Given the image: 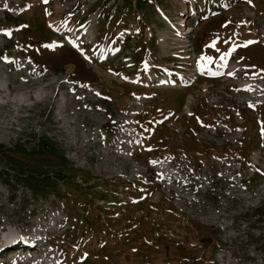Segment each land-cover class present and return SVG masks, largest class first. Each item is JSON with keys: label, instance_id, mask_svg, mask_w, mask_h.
<instances>
[{"label": "rangeland", "instance_id": "1", "mask_svg": "<svg viewBox=\"0 0 264 264\" xmlns=\"http://www.w3.org/2000/svg\"><path fill=\"white\" fill-rule=\"evenodd\" d=\"M252 112L264 0H0V264H264Z\"/></svg>", "mask_w": 264, "mask_h": 264}, {"label": "trees", "instance_id": "2", "mask_svg": "<svg viewBox=\"0 0 264 264\" xmlns=\"http://www.w3.org/2000/svg\"><path fill=\"white\" fill-rule=\"evenodd\" d=\"M212 11H215V10L214 9H210L209 10V15H210V12H212ZM201 15L203 16V14L200 13V17H201ZM200 20H202V17L200 18ZM200 20H198V21L201 22ZM252 115H253V120H254V124H255V136H258L259 132L257 131V129H260L261 126L264 124V112L261 113V115H260L261 117L259 116L260 122L256 119V116H255L256 112L255 113L252 112ZM253 129H254V127H253ZM254 138L255 137H253V139L252 138L250 139V141H249L250 143H248L250 147L246 149V152L250 151L251 149H253L255 147V145L259 143L258 146L261 145L260 151H261V153H262V155L264 157V135H263L261 140L260 139L258 140V142H256ZM20 148H22L20 143L13 145V149L7 148L4 145H0V153H2L4 155H9L13 151L19 150ZM41 150L48 152V149H41ZM23 151L25 152V150H23ZM1 172H2V169H0V175H1ZM253 174L255 175V177L256 176L257 177L264 176V171H261L260 169H258ZM42 177H44L46 179H50L51 178V177L49 178L48 173L45 172V171H44V173H42ZM59 178H63V175H61ZM66 178H69V177H66Z\"/></svg>", "mask_w": 264, "mask_h": 264}, {"label": "bare ground", "instance_id": "3", "mask_svg": "<svg viewBox=\"0 0 264 264\" xmlns=\"http://www.w3.org/2000/svg\"><path fill=\"white\" fill-rule=\"evenodd\" d=\"M7 235H8L10 238H13L11 232L7 233ZM3 242H4V243L7 242V238H6V237H4Z\"/></svg>", "mask_w": 264, "mask_h": 264}, {"label": "snow or ice", "instance_id": "4", "mask_svg": "<svg viewBox=\"0 0 264 264\" xmlns=\"http://www.w3.org/2000/svg\"><path fill=\"white\" fill-rule=\"evenodd\" d=\"M45 2H47V0H45ZM249 2H250V0H249ZM5 34H8V35H10V33L9 32H6ZM248 43H253V42H248Z\"/></svg>", "mask_w": 264, "mask_h": 264}]
</instances>
